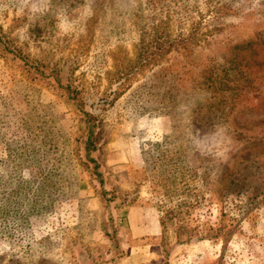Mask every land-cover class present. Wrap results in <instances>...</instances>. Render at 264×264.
<instances>
[{"label":"rangeland","instance_id":"obj_1","mask_svg":"<svg viewBox=\"0 0 264 264\" xmlns=\"http://www.w3.org/2000/svg\"><path fill=\"white\" fill-rule=\"evenodd\" d=\"M248 41L264 0H0V264H264ZM137 208L159 235L132 236Z\"/></svg>","mask_w":264,"mask_h":264},{"label":"crops","instance_id":"obj_2","mask_svg":"<svg viewBox=\"0 0 264 264\" xmlns=\"http://www.w3.org/2000/svg\"><path fill=\"white\" fill-rule=\"evenodd\" d=\"M140 215L142 217L141 223L131 222L130 221V229L132 230V236L134 238H141L151 235H159L161 230V225L158 219V216L155 217V213L153 210H148L145 208H137V210L128 209V216L131 217V220L137 218ZM136 216V217H135ZM137 249V248H136ZM136 249L131 250L125 257L116 260L114 263L110 264H148L147 262L152 261V257H144L138 256L139 252H146L147 248H140L138 251Z\"/></svg>","mask_w":264,"mask_h":264},{"label":"trees","instance_id":"obj_3","mask_svg":"<svg viewBox=\"0 0 264 264\" xmlns=\"http://www.w3.org/2000/svg\"><path fill=\"white\" fill-rule=\"evenodd\" d=\"M159 39L160 38L157 39V42L159 41ZM192 40H193V37H189V36L186 37L185 35H180V36L176 37L175 39L170 40L169 42L166 41L165 43H162V44L160 43L159 49L157 51H155V53H152V54L153 55L155 54V57L157 56V59L162 58L167 53L166 44H169V47L172 46L174 48V51L179 53L180 50H187V48H188V46H189V44H190V42ZM149 44L150 43H148V45ZM258 46L259 47H264V41H261V42H259V41H248L245 44H242V45L238 46L237 48H242V49L247 50V49H255ZM150 55H151V53H150ZM149 58H150V56H149ZM182 63L183 62H179L178 61L177 64H174V65H182ZM225 63L226 64H232L233 62L227 61ZM231 71H232V74H231L232 77H235L237 74L240 73V71H237L236 73H234L235 68H233V67H232ZM162 224H163V221H162ZM194 231H196V229L189 230L191 236H192V233ZM197 233H200V231H197ZM218 233H219L218 230H216L215 235H210L209 233H204L202 231V233H200V238L201 239H206V237H211V236L215 237V236L218 235Z\"/></svg>","mask_w":264,"mask_h":264}]
</instances>
